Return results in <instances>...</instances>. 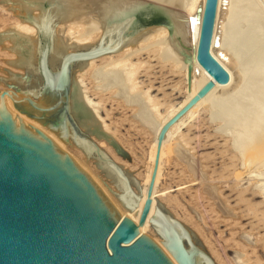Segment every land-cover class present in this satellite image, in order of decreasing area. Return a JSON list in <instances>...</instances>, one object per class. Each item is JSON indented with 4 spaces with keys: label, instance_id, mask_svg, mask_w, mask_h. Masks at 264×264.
Instances as JSON below:
<instances>
[{
    "label": "rangeland",
    "instance_id": "374dc122",
    "mask_svg": "<svg viewBox=\"0 0 264 264\" xmlns=\"http://www.w3.org/2000/svg\"><path fill=\"white\" fill-rule=\"evenodd\" d=\"M186 1L161 0V3L162 5L169 4L170 8L177 10L181 5H185ZM258 1L224 0L221 23L222 28H224L223 30L220 28L222 31L220 30V42L218 44L223 52L230 54L233 48L234 50L237 48L238 50L242 49L239 52H242V57H245L242 61L243 66L245 65L243 70L248 69V72L246 70L244 72L246 75L249 73V81H246L248 82L246 86H248L249 82L252 83L253 78L257 80L255 76L258 73L259 77H257L258 75L256 76L258 78L257 81L263 79L262 83L256 81V84L253 81L256 88H252V90H258V93L251 92L252 90L245 86L244 93L243 91L241 92L243 96L239 94L231 102V97H227L228 87L231 83V87H234L235 83H237L236 78L240 73H232L230 71L229 61L227 63L219 61V65L228 74V83L225 85L214 83L209 93L215 99L214 101L218 103L220 100L219 103L223 104V106L225 104V106L214 103V109L212 107H210L212 108L211 110L206 108V111L201 109L195 118L180 130V134L171 144H177V147L186 156L190 157L192 162L191 169L186 168L184 162L176 153L171 152L163 162L157 188L160 195L158 194L155 199L156 207L185 228L190 234L194 246L206 254L213 264H264V205L258 194V190L264 188V163H261L264 156L259 159L260 164H255L256 162L253 160L254 163L251 161L252 164H248V161H246L248 158L243 159L248 155L249 159H251L253 155L255 156L258 153L256 147L261 146L262 143L264 144V123L261 122L264 116V108L262 109L261 107L264 106L262 105L264 100L262 98L263 101L257 99L263 94L260 97L257 96V98L254 96L259 95L261 91L264 93V5L260 0ZM157 3L160 4V2ZM176 4L178 5L177 7ZM94 20L91 18V23H87L88 26H86V23L83 26L82 24L79 25V27L73 26L70 31L71 37L74 39L75 37L83 38L82 36L88 33L90 26H93V24L98 28L99 22ZM15 24L14 13L8 11L5 7H0V33L15 27ZM94 27H91V29L93 28L92 31L96 29ZM92 31H89L88 34L90 32L94 33L90 38V42L94 44L99 38L100 31L97 29L95 32ZM34 35V33L30 34L33 38L35 37ZM38 38L43 45L44 40L41 36H38ZM233 42L236 44L235 47ZM164 43L161 38H155L131 49V55L126 58L124 67L120 70L110 69V66L107 65L123 56L112 54L109 60L108 58L95 60L91 68L74 74V76L77 75L79 80L81 79L80 81L83 83L82 87L85 88L83 89L84 92L86 91L87 97L92 103L99 104H97V114L101 118L100 120L104 121L102 123L106 135L97 137L80 130L69 115L70 123L78 133L84 134L107 159L120 167L125 174H128L136 182L141 180L145 171L146 156L152 140L151 133L146 128L138 125L134 119L136 105H138L140 99L143 101L146 96H149L152 99V104L156 105L158 113L164 115L185 96L183 76L179 68L174 66V62L178 63V59L168 49V45ZM8 47V42L3 41L0 43V91L10 90L9 88L17 91V86L10 81V78L14 76H26L29 84L32 82V85L37 86L39 78L35 77L29 70L15 69L12 65L10 66L9 61H14L15 56L12 53L9 54ZM168 50L171 52L168 53ZM249 57L251 58L250 60ZM183 64L184 62H181L179 65L182 66ZM123 69L132 71L129 83H126L123 79V74L121 75L124 71ZM73 70L76 71L77 69ZM106 71H108V74ZM207 76L208 79L205 76L199 79L196 89L198 88L199 90L208 81H212V78L209 75ZM250 76L253 78L251 79ZM34 82L36 83L34 84ZM186 83L189 90L191 88L190 76L189 81L187 78ZM131 86L134 87L133 91H130ZM250 86L249 84L248 87ZM255 86L252 85L251 87ZM246 89L248 93L250 91L249 95L251 97ZM252 93L253 95H251ZM249 97L250 99H248ZM255 100L257 103L254 102ZM240 101L241 103L239 104ZM234 102L237 103L235 104ZM253 103L260 106L256 105V109H254L255 105ZM219 107L223 110L221 112L223 115L219 113V111H222ZM217 109L220 110L218 111ZM246 110H249L248 112L250 113ZM23 112L31 113L26 110H23ZM227 114H232L229 116L235 120L234 123H232L234 120L230 119ZM244 116L250 117L249 119L253 121L255 118V122L260 121V125L263 128L259 132L256 130L259 129V124L257 123V127H254L256 125L252 122V126H254L251 130V141L253 140L254 144L251 142L250 145V142H246L250 146L253 144V148L255 147L256 151H252L253 149L245 144L247 146L245 149L248 153L247 155H244L246 151H241L239 146L234 144L236 138L238 136L241 137L239 134L244 133V131H247L248 134L244 133L246 134L244 136L245 139L250 140L251 138L249 129L242 123V117ZM54 120V117L46 115L39 123L43 122L41 126L45 128L50 126ZM242 126L246 130L242 131ZM255 131H258V133ZM64 147L67 152L84 164V168L88 173L82 168L81 170L89 176V179L93 177L97 181L95 183L91 178L96 187L98 185L102 186L113 197L111 193L114 192V189L111 180L99 169L97 160L94 157L85 156L69 143H65ZM99 186L97 187L98 189ZM207 190L217 194L226 213L223 214L218 211L212 198L208 196ZM147 234L154 239H158L152 230H149Z\"/></svg>",
    "mask_w": 264,
    "mask_h": 264
},
{
    "label": "bare ground",
    "instance_id": "6f19581e",
    "mask_svg": "<svg viewBox=\"0 0 264 264\" xmlns=\"http://www.w3.org/2000/svg\"><path fill=\"white\" fill-rule=\"evenodd\" d=\"M156 1L160 2V4L157 3ZM156 1L155 0H151V1L149 0H0V7H5L6 9H8V11H12L14 13V18L16 20L15 27L8 29L3 33H0V43H2L3 41L8 42L9 47L7 48V50L9 51V54L12 53V55L15 56L14 61L12 62L9 61L10 66L12 65L13 68L15 69L29 70L35 77L39 78L40 81L37 82V86H34L32 85V82L30 84L28 83V79L26 76H14L10 78V81L17 86V91H15L13 88H9V89L11 92L15 94L17 99L26 97L33 101H36L39 104H43L44 98L42 96L41 79H40L41 69L44 66H48L50 71L55 72L58 68L60 59L65 53L81 50V49H89V48L92 49V51L94 50L108 51L107 54L97 57L96 59H90L81 63H77L73 65L70 70L71 74H70V87L68 94V113L70 117L75 121V123L77 124L76 126H78L80 130L87 132L91 135H95L97 137L106 135L102 123L104 121H101L100 120L101 118H99L97 114V106L99 104L97 103L98 104L97 105L96 103H92V101L87 97L85 93L86 91L84 92L85 88L82 87L83 83H81L80 81L81 79L79 80L77 75L74 76V74L81 73L91 68L95 60H101L104 58H108L109 60L112 54L123 55L117 61L115 62L111 61L109 64H107L108 66H110V69L120 70L122 67H124L126 58H128L131 55L130 53L131 49L136 48L140 44L146 43L149 40L155 38H159V39L161 38V40L165 42L164 44L168 45L169 47L168 49L171 50L174 55H176V58L178 59L177 60L178 63L175 61L174 66L179 68V71L183 76V80L185 84L184 98L175 106H172L164 115H160L158 113L156 105L152 104V99L149 96H146L143 99V101H141L140 99V102H138V105H136L134 119L138 125L146 128L151 133V137H152L149 150L146 156L145 171L143 173L141 180L138 182L130 178V176H128V174H125L120 169V167L116 166L113 162L107 159L106 156L103 153H101L100 150H98V148H96L84 134H80L78 133V131H74L70 127L69 123L67 124L65 122L62 126H59L57 128H52L50 126L43 128L41 126L43 122L40 124L38 121L31 120L26 116L21 115L14 109L11 100L8 97L4 96V105L12 115H14L17 119H19L23 123L32 126L33 128L39 130L44 135L51 138L63 153L68 155L71 159L75 160L76 165L79 166L80 169L82 168V170L84 169V171H86V169L84 168V164L78 158L74 157L73 155H71L69 152L66 151L64 147L65 143H69L73 145V147L80 150L87 157H94L97 160V165L99 169H101L105 173L106 177L111 180L114 189V192L111 193L113 197H111L102 186H99L97 184L99 186V190H101L110 199L119 216L123 218H128L135 224H137L142 205L145 201L146 188L149 182L153 159H154L156 135L160 127L164 125V123L168 121L173 115H175V113H177V111H179L197 93L198 88L196 89V87L200 81L199 79H202V77L204 76L206 77V79H208L207 76L208 74L196 62V47L198 43L200 21H201L205 0H187L186 1L187 3L181 6L179 5L180 7H178L177 10L170 8V6H168L169 4L168 5L165 4L166 2L163 3L165 5H162L161 0L160 1L156 0ZM260 2L264 5V0H260ZM223 3L224 0H217L209 53L211 57L218 64L219 61L221 63H227V61H229L230 71L232 73L234 72L240 73V75L236 78L237 83H235L234 87H231L232 83L228 87L229 92L227 94V97L230 96L232 102V99L236 98L237 95L241 94V92L245 90L246 83H248L246 81H249V73L247 74L248 75L247 77L244 71L245 70L247 71L248 69L243 70V67L245 65L243 66L242 61L243 58L245 57H242L241 55L242 52H239L242 49L238 50L237 48L234 50L233 48V51L230 54L228 52H223L220 49V46L218 45L220 42V30L221 29L223 30L224 28V27L222 28L221 25L222 15H223V10H222ZM177 6L178 5L176 4V7ZM91 18L95 19L94 21L97 20L99 22L98 28L95 24H93V26H95L96 29L100 31L99 38L94 44L90 42L91 41L90 38L91 36H93L94 33L90 32V34H88L89 31H92L93 29V28L91 29V27L93 26L92 25L90 26ZM88 22H90L89 23L90 28L88 27L89 30L88 33H86L87 36H85L86 35L85 34L84 36H82L83 38L75 37V39L71 37L70 31L73 29L72 28L73 26L79 27V25L81 24L83 26L84 23L87 24ZM86 26H88V24ZM95 30L93 31L95 32ZM31 33L35 34L34 38L30 36ZM38 36H41V38L44 40L43 45L40 39L38 38ZM235 46L236 44H234V47ZM169 50L168 53L171 52ZM250 59L251 58L249 57V60ZM181 62H184L182 66L179 65ZM73 69H77V70L74 71ZM106 72L108 74V71ZM122 74L124 81L126 83H129L131 81L132 71L124 70L121 73V75ZM189 76L191 81V88L188 90L186 80L188 78L189 81ZM256 76L255 78L258 80L257 77H259V75L257 77ZM257 80L253 78V81H255L254 83H256ZM259 81L257 82L262 83L261 81H263V79ZM35 83L36 82H34V84ZM252 83L249 82L251 86L252 85L255 86L254 83L253 84ZM248 86L246 87L249 88V90H252V88H256V86L255 87H251V86L248 87ZM133 90L134 87L131 86L130 91ZM246 91L248 93L247 89ZM253 91L254 89L251 92ZM257 91L255 90L254 93L255 94L258 93ZM259 91H261V89ZM261 94H263L264 96V93H262V91L259 95H254V96L257 98V96L260 97ZM241 95L243 96V94ZM251 95H253V93ZM263 96L257 99L264 100ZM250 97L248 99H250ZM214 100L215 99L211 96V94L208 93L167 131L160 148L158 167L154 181L152 196H151L150 209L143 226L140 227L138 231V234L140 236L143 235L151 239L164 252L167 258L173 264L176 263L173 261L172 257L164 249L163 246L164 241L162 239L161 229H160L161 223H166L167 225L171 226L178 235H182V234L184 235L183 238H184L185 248L192 247L194 246V244L192 243L190 234L185 230V228H183L178 222L174 221L168 215L162 213L160 209L156 207L155 199L156 197H158V194L160 195V193H158L157 188L161 176V169L164 160L168 158L171 152L176 153V155L184 162L186 168H188L189 170L191 169L192 162L190 157L186 156L184 152L181 149H179V147H177V144L173 145L171 144V142H173V140L177 138V136L180 134V130L184 126H186L189 123V121L193 120L196 114L201 109H203L204 111L207 110L206 108H210V107L214 109L215 107H213V104L217 103ZM254 102H256V100ZM240 103L241 101L239 102V104ZM263 103L264 102H262V105H264ZM220 105L223 106V104ZM256 105L254 106L255 107L254 109H256ZM261 107L262 109L264 108V106ZM212 108H210V110ZM221 112H223V110L219 111V113ZM233 112L235 113V111ZM236 112L238 113V111ZM221 115L223 114L221 113ZM229 115L227 114V116L230 118L231 115L230 116ZM249 118H247V116L242 117L243 119L242 123H244V125H246V128L249 129V136H250L252 133L251 130L253 129L254 126V125L252 126V122H254L256 125L254 127H257L258 124L260 125V121L255 122V118L254 121ZM259 118L261 117L259 116ZM263 120H264V116H263ZM263 120H261L262 123H264ZM234 122L235 120L232 123ZM259 125H258L259 129L256 130L260 132L261 130H263V128L261 127V125L260 126ZM241 130L244 131L246 129H244L242 126ZM258 131L255 132L258 133ZM244 133L247 134V131L246 132L244 131ZM244 133L242 132L241 134H239L241 135V137L237 135L238 137L234 142V144L239 146L241 151L243 150L246 151L245 149L247 146L245 144L249 145L248 143L250 142L251 145V142H253V140L251 141L252 135L250 136L251 138L249 137L250 140H247V138L245 139L244 137L246 135ZM253 144L252 146L250 145L249 146L253 149L252 151L254 150L256 151L257 148L258 153L255 154L254 152L251 151L253 154H255V156L253 155L251 159H249L250 157L248 155L245 156L243 159L245 160V158H248V160H246L248 161L247 162L248 164L251 163L252 160L256 162L255 164L257 163L260 164L259 159H261V157L264 156V146H263L264 144L262 143L261 146L259 147L257 146L256 148L254 147L255 149L253 148L254 146ZM247 154L248 153L246 151L244 155ZM263 160L264 158L261 160V163L262 162L264 163ZM253 161L252 163H254ZM250 166L252 167V165ZM86 173L88 172L86 171ZM91 178L93 179V177ZM91 178L90 180H92ZM94 181L95 183H97L96 180ZM208 194L207 195L212 198L214 205L216 206L218 211L222 212L223 214L226 213V210L222 205V202L218 198L217 194L213 191L211 192L208 191ZM258 194L259 197L261 198L262 204L264 205V188L258 190ZM149 230H152L157 235L158 239H154L150 235H148L147 233ZM205 255L202 257L201 256L196 257L195 263L213 264L210 258Z\"/></svg>",
    "mask_w": 264,
    "mask_h": 264
},
{
    "label": "water",
    "instance_id": "95a60500",
    "mask_svg": "<svg viewBox=\"0 0 264 264\" xmlns=\"http://www.w3.org/2000/svg\"><path fill=\"white\" fill-rule=\"evenodd\" d=\"M216 4L217 0H205L196 47V62L212 81L160 127L137 224L119 216L110 199L51 138L17 119L4 105L5 96L18 113L31 120L54 117L52 128L70 123L72 66L108 51L76 50L62 56L55 72L42 67L43 104L26 97L17 99L10 90L0 92V264H173L138 231L150 209L167 131L212 90L214 83H228V74L209 53ZM160 229L164 249L176 264H196L195 258L205 255L194 246L185 248L184 235L166 223H161Z\"/></svg>",
    "mask_w": 264,
    "mask_h": 264
}]
</instances>
